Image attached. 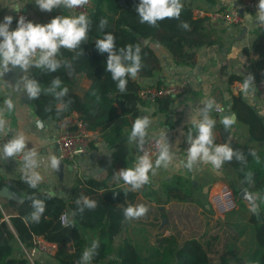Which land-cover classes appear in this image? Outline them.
<instances>
[{"label": "trees", "instance_id": "trees-1", "mask_svg": "<svg viewBox=\"0 0 264 264\" xmlns=\"http://www.w3.org/2000/svg\"><path fill=\"white\" fill-rule=\"evenodd\" d=\"M92 1L94 7L87 16L90 23L86 39L72 51L60 49L55 59L61 62V67L55 72L37 68L33 62L28 81L35 80L42 88L51 86L57 77L62 81L61 84H65L71 82L72 76H86L91 85L83 96L67 92L58 98L56 94L60 91L54 94L41 92L38 99H33L36 116L44 121H56L61 114L76 112L82 117L87 130L99 132L100 140L113 148L118 145L123 128L131 126L129 117L134 122L139 117L147 116L149 120L150 117L138 108L143 104L138 96L139 83L132 76H127L125 91L121 92L117 87L118 81H114L107 71L108 53H101L96 41L112 33L116 37L114 51L117 55H122L121 50L126 51L128 45H132L135 53L139 45V77H152L159 70L160 59L151 44L166 48L177 65L193 67L197 62L198 50L214 44L208 19L194 17V3L203 2L213 6L218 0H181L183 7L179 18H165L157 21L156 26L140 22L136 12L140 0H125V5L120 4L121 0ZM101 19L108 22L103 29L100 28ZM183 23H187L188 27L184 28ZM148 38L152 43L145 45L144 40ZM251 52L258 55L252 63L253 76L257 80L264 78V30H259L250 47L243 49L245 55ZM65 59L70 61L72 74L64 64ZM123 62L131 65V61ZM236 82L244 83L245 80L241 76L231 75L229 84ZM231 102V110L238 121L247 126L251 142L260 143L263 149L256 151L252 144L230 140L231 128L220 123L222 141L219 145H227L233 150L232 159L225 161L234 170L237 179L243 182L239 187L230 183L236 195L247 188L257 194L258 203L259 194L264 193V119L248 104L241 92L232 94ZM169 103V100L162 103L163 112L167 111ZM58 104H62L63 109H58ZM23 175L15 181L24 201L18 206V214L10 217L12 228L4 220L0 208V264H30L22 254L19 243L27 247L34 246L36 237H43L58 245L55 256L45 255L52 258L55 264H84L83 253L88 247L92 249L93 242L99 244L92 249L95 264H231L227 256H221L213 263L209 249L194 238L179 242L175 236H170L159 240L154 247L141 248L132 237L122 235L127 219L124 210L133 206L138 192L125 191L117 185L110 186L106 181L78 178L69 200H64L41 193L38 185L31 188L23 180ZM146 185L138 190L152 199ZM3 186L4 182L0 179V190ZM192 189V184L186 178L178 175L170 177L162 185L165 199L155 202L192 201ZM82 197L95 201L96 207L88 208ZM33 199L43 201L44 211L38 220L26 221L24 217L34 208ZM78 200L80 203H77ZM238 201L239 205L243 203L242 200ZM65 213L68 223L63 225L61 216ZM249 222L254 229L255 248L250 255L251 263L245 264H264V218L259 222L252 212ZM244 232L243 225L241 235ZM36 263L51 264L49 259L42 262L38 257Z\"/></svg>", "mask_w": 264, "mask_h": 264}, {"label": "crops", "instance_id": "crops-1", "mask_svg": "<svg viewBox=\"0 0 264 264\" xmlns=\"http://www.w3.org/2000/svg\"><path fill=\"white\" fill-rule=\"evenodd\" d=\"M233 1L218 0V3L213 6L195 2L194 6L195 9L217 10ZM258 3L259 0H257V6ZM14 5H21L20 10L24 11L32 22L39 24H46L57 15H75L72 9L62 6L51 12L41 11L35 0H0V23L3 22L5 16H12L13 21L10 26L12 30L15 29V10L12 8ZM257 6L250 13L251 20L247 18L245 25L241 27L208 21L214 44L198 50L197 62L193 67L177 65L166 48L151 44L150 40L149 43L160 59L159 70L152 77H139L138 74L134 76L133 79L139 83L140 89L161 84H180L185 81L190 85L185 93L175 98H164L153 104L143 103L138 107L150 117L144 138L152 135L162 136L170 157L169 161L161 162L159 167L156 165L157 160L153 165L146 185L152 199L146 197L138 189L133 190L131 185L125 184L119 178L121 170L134 168L138 162V148L141 140L139 137L130 138L134 123L132 118L129 117L131 126L123 128L120 141L113 148L100 140L99 132L90 131L93 137L90 153L71 163H64L62 173H58L56 169L51 168L49 160V156L56 154L54 137L58 132L57 120H43V125L39 127L37 124L39 118L35 113L33 99L29 101L25 97L31 67L27 70H17L16 66L10 64L7 71L0 67V110L3 111L0 119L5 122L3 130H0V179L3 180L4 186H8L18 194L22 193L15 181L24 174L22 171L25 165L24 153L5 158L2 151L3 146L19 134L25 138V152L35 153L34 159L37 166L32 171L38 172L41 176V181L38 183L41 193L69 200L78 178L106 181L110 186L117 185L125 191L138 192L133 207L143 205L147 208L143 216L127 218L123 226L122 235L132 237L139 247H154L159 240L170 236H175L179 242L194 238L209 249L213 263H216L221 256L229 257L231 264L251 263L250 255L255 248V234L249 222L253 212L250 205L243 202L236 211L228 214L224 219H217L210 205L205 203L202 205L199 202L201 196L198 194L205 192L208 185L207 194L209 195L219 184L230 185L231 183L239 187L243 182L237 179L234 170L226 161H223L219 168H215L210 162L205 163L198 158L189 167L188 155L183 153L182 147L185 143H190L189 137L193 140L197 137L196 125L199 122L206 117L214 120L213 108L216 104L220 105L224 112L232 111L231 101L234 93H232V85L229 84L231 75L241 76L244 80L251 78L247 93L245 89L241 93L248 104L254 107L264 119V95L258 91L257 79L252 73V63L258 55L254 52L249 55L243 54V49L250 47L257 32L264 30V25L256 16ZM38 57L33 59L34 63ZM90 85L91 81L86 76L76 75L72 76L71 82L61 84L54 91H49L52 88L51 85L42 87L41 92L54 94L66 87L67 92L83 96ZM6 99H11L13 102L14 107L11 111L7 110L4 103ZM165 100H169L170 103L167 111L163 112L164 104L162 103ZM58 109H63V105L58 104ZM218 121L212 129L213 140L212 145L209 146L210 150H214V147L219 146L222 141L219 129V123H222L219 117ZM228 127L231 128L230 140L252 144L256 151L263 149L260 143L251 142L247 126L238 119ZM19 156H21L20 159ZM176 175L186 178L192 184L193 200L156 203V200L165 199L162 190L163 183ZM259 195L257 204L264 218V193ZM202 196L205 201L206 194ZM19 204L20 202L14 199L0 197V206L5 207L3 212L9 220L10 217L18 214ZM243 225L245 232L241 235ZM9 226L12 228L11 224ZM87 250L92 249L88 247ZM37 257L42 262L49 259L51 264H55L52 258L43 254H38ZM84 264H86L85 260Z\"/></svg>", "mask_w": 264, "mask_h": 264}, {"label": "clouds", "instance_id": "clouds-1", "mask_svg": "<svg viewBox=\"0 0 264 264\" xmlns=\"http://www.w3.org/2000/svg\"><path fill=\"white\" fill-rule=\"evenodd\" d=\"M89 0H35L36 5L41 11L51 12L55 8L63 7L66 9H75L88 4ZM181 0H140V4L136 7V12L139 14L140 22H147L151 26H156L157 21L164 20L165 18H179L182 10ZM258 12L256 14L259 22L264 25V0H259ZM15 11L19 12L21 5H14L12 7ZM247 15V14H246ZM247 18L251 20V16ZM13 17L8 15L4 17L0 23V67L5 71L8 66H19L27 70L32 66L33 58L39 50L40 55L35 62L37 68H47L51 72L57 71L61 67V62L56 60L55 57L61 48L76 49L79 47L87 37L89 29V19L86 15H57L46 24L34 23L27 20L26 17L20 16L17 22V27L12 30L11 24ZM106 19H101L100 28L103 29L107 25ZM184 28H187V23H183ZM116 37L112 33L104 35L103 39L96 41V47L101 53H108L106 62L107 71L111 73L114 81H118L117 87L121 92L125 91L127 85V76H136L141 68L140 62V47L136 46L135 53L132 51V45L127 46V50H121L122 55H117L114 51ZM131 61V65H126L123 61ZM249 80H245L244 89L247 93L249 87ZM62 81L57 77L52 81V88L49 91H54L55 88L60 87ZM27 95L30 99H38L41 94V88L37 81L29 80L26 86ZM68 89L65 87L57 97H62L67 93ZM5 105L8 111L14 107L11 99L5 100ZM210 107V105H209ZM0 116H3V111L0 110ZM226 127L230 126L233 122L232 117H224L223 121ZM4 120L0 119V130H3ZM150 121L147 116L139 117L135 120L131 129V139L137 137L143 142L146 129ZM215 124L214 120L205 118L199 122L196 127L198 128V135L193 140L189 137L190 148L188 149V162L189 167L198 158L202 159L205 163L210 162L213 167L219 168L223 161L231 160L234 153L233 150L227 145L215 146L214 150H210L212 145V129ZM26 141L22 135L17 136L10 140L3 146L4 157H14L20 153H24V172L23 180L31 187L36 188L41 181V176L38 172L32 171L37 165L34 159L35 153L27 151ZM238 158H240L238 156ZM50 166L52 169L59 167L60 161L55 156H49ZM167 146L161 147L160 155L156 161L157 167L161 162L169 161ZM153 165L147 155L140 158L139 163L134 168H127L121 170L119 178L125 184L132 186L133 190L139 189L142 185L147 184L149 181L148 173ZM83 203L90 209L96 207L95 201L89 200L87 197H82ZM77 203H80L78 200ZM33 207L37 209L33 213V219L38 220L40 213L44 211V203L41 200L33 199ZM83 209H81L82 211ZM147 212V208L143 205L133 207L129 206L124 210L127 218H139ZM99 246L98 242H93L92 249ZM92 250H85L83 259L89 260L91 258Z\"/></svg>", "mask_w": 264, "mask_h": 264}, {"label": "built area", "instance_id": "built-area-1", "mask_svg": "<svg viewBox=\"0 0 264 264\" xmlns=\"http://www.w3.org/2000/svg\"><path fill=\"white\" fill-rule=\"evenodd\" d=\"M256 6L257 0H234L226 7L217 10L194 9V17L197 19L207 18L208 21L219 22L226 26L241 27L245 25L247 16L250 15ZM93 7V1L89 0L88 4L72 9V11L76 16L80 14L89 16ZM20 16H24L27 20H30L29 16L24 11H15V28L17 27ZM39 55L40 52L37 50V54L33 59L37 58ZM189 86L187 81L180 84L149 86L139 89L138 96L143 103L153 104L164 98H175L185 93ZM256 86L258 91L264 95V78L258 79ZM243 89L244 84L242 82H236L232 85V93L234 94H239ZM223 112V108L218 104L213 108V119L216 124L219 122V115ZM56 123L58 132L54 137V141L58 145L59 158L64 163H71L77 158L90 153L93 145V137L91 132L85 127L80 114L76 112L63 114ZM163 146H165V143L162 136L152 135L144 138L138 148L137 164L141 157L147 155L152 165H154L160 155L161 147ZM190 146V143H185L183 145L182 151L184 154L188 155ZM20 157L21 156L18 158L20 159ZM151 171L152 169L149 171L148 176H150ZM237 196L238 195H236L228 185L219 184L213 188L209 193V204L217 219H224L228 214L238 209L239 203ZM1 210L3 212L2 208ZM4 220L9 225L11 224L9 218L5 215ZM61 222L63 225L68 223V215L66 213L61 216ZM20 248L22 254L30 264H37L36 258L40 253L53 257L58 251V245L56 243L48 242L43 237H36L34 246L27 247L20 243Z\"/></svg>", "mask_w": 264, "mask_h": 264}, {"label": "water", "instance_id": "water-1", "mask_svg": "<svg viewBox=\"0 0 264 264\" xmlns=\"http://www.w3.org/2000/svg\"><path fill=\"white\" fill-rule=\"evenodd\" d=\"M121 5H125V0H121L120 1ZM0 40H2V37H0ZM150 42V38L145 39L144 40V44L147 45ZM71 51L73 49H70ZM64 64L66 65L68 71L70 74H72V69L70 66V61L69 59H65L64 60ZM16 69L21 70L22 68H20L19 66H16ZM25 97L31 101V99L28 97V95H25ZM63 114L60 115V117H62ZM224 117H232L233 121H237V116L234 112L232 111H225L223 112L219 118H220V122L222 124H224L223 118ZM38 126H42L43 125V120L38 119L37 122ZM55 143V141H54ZM55 147H56V154L55 157L60 161L59 163V167L56 169L58 171V173H62L63 167H64V162L59 158V149H58V145L55 143ZM0 197H6L9 199H14L20 203H22L24 201V197H22L20 194H18L17 192H15L14 190H12L11 188H9L8 186H3L0 190ZM238 200H242L243 202L247 203L250 205V207L252 208L253 213L256 215V218L259 222L263 221V217H262V213L260 210L259 205L257 204V195L255 193H251L249 189H243L237 196ZM37 211V209L34 207L32 209V211L30 213H28L24 218L26 221H30L33 218V213H35ZM86 264H94L93 260H92V254H91V258L89 260H85Z\"/></svg>", "mask_w": 264, "mask_h": 264}, {"label": "rangeland", "instance_id": "rangeland-1", "mask_svg": "<svg viewBox=\"0 0 264 264\" xmlns=\"http://www.w3.org/2000/svg\"><path fill=\"white\" fill-rule=\"evenodd\" d=\"M151 176V175H150ZM149 176V177H150ZM229 187H230V189H232L233 190V192L236 194L237 192H236V190L234 189V187L233 186H230V185H228ZM208 191H209V185L207 186V189L205 190V192L203 191V192H201V193H198L201 197H200V203L203 205L204 203L205 204H208V205H210L209 204V195L207 194L208 193ZM206 194V200L208 199V201L206 202V200L204 201V199L202 198L203 196L202 195H205ZM239 202V201H238ZM239 205V204H238ZM1 207H2V209L5 211V207H3L2 205H1ZM157 245V244H156Z\"/></svg>", "mask_w": 264, "mask_h": 264}]
</instances>
